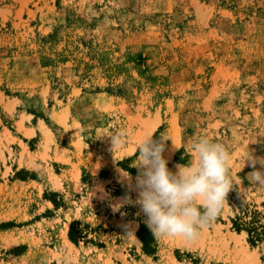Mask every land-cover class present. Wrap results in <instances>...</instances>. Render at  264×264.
Here are the masks:
<instances>
[{
  "label": "rangeland",
  "instance_id": "obj_1",
  "mask_svg": "<svg viewBox=\"0 0 264 264\" xmlns=\"http://www.w3.org/2000/svg\"><path fill=\"white\" fill-rule=\"evenodd\" d=\"M148 130L165 156L178 139L173 171L202 136L231 154L234 189L194 242L113 210L136 199L121 170L134 180ZM249 153L264 157V0H0V264H264Z\"/></svg>",
  "mask_w": 264,
  "mask_h": 264
},
{
  "label": "clouds",
  "instance_id": "obj_2",
  "mask_svg": "<svg viewBox=\"0 0 264 264\" xmlns=\"http://www.w3.org/2000/svg\"><path fill=\"white\" fill-rule=\"evenodd\" d=\"M111 136V151L125 143L126 130ZM166 141L155 135H145L137 145L138 174L133 177L121 170V176L130 191L136 192L133 201L126 195L113 206L119 211L125 204L138 206L145 217L144 223L157 237L181 238L187 242L199 239L201 230L209 227L221 214L234 180L229 163L231 154L220 142L199 137L192 143L194 159L188 164L169 169L164 155ZM254 169L250 182L264 185V157L251 153L245 159ZM259 163L261 169H257ZM129 233H131L129 231ZM128 233V234H129Z\"/></svg>",
  "mask_w": 264,
  "mask_h": 264
},
{
  "label": "trees",
  "instance_id": "obj_3",
  "mask_svg": "<svg viewBox=\"0 0 264 264\" xmlns=\"http://www.w3.org/2000/svg\"><path fill=\"white\" fill-rule=\"evenodd\" d=\"M174 160L175 161H178V158H177V155H175L174 157ZM74 223H72L70 225V228H69V231H68V237L69 239L72 241V242H76V239H75V234H74ZM144 227L141 225L139 231H138V234L140 236V241L142 242V248L144 251L150 253L152 250H149V243L151 240H153V237H152V234L149 233V238L147 237H144V236H141L140 235V232H141V229H143Z\"/></svg>",
  "mask_w": 264,
  "mask_h": 264
},
{
  "label": "bare ground",
  "instance_id": "obj_4",
  "mask_svg": "<svg viewBox=\"0 0 264 264\" xmlns=\"http://www.w3.org/2000/svg\"><path fill=\"white\" fill-rule=\"evenodd\" d=\"M57 117V116H56ZM56 119V118H55ZM172 121V120H171ZM170 124V123H169ZM45 128V127H44ZM171 129V133L173 134L172 135V139H174L176 136H177V127H176V125H175V123H172V127L170 128ZM47 130V129H46ZM49 132V131H48ZM171 133H170V137H171ZM145 135H150V130H148V132L147 133H145ZM177 147V145H175V143L174 144H172V147H171V149L170 150H174L175 148ZM133 148V147H132ZM128 154V153H127ZM52 175V174H51Z\"/></svg>",
  "mask_w": 264,
  "mask_h": 264
},
{
  "label": "crops",
  "instance_id": "obj_5",
  "mask_svg": "<svg viewBox=\"0 0 264 264\" xmlns=\"http://www.w3.org/2000/svg\"><path fill=\"white\" fill-rule=\"evenodd\" d=\"M177 142H178V139H175V140H173V143H172V144L175 143V145H177ZM175 149H176V148H175ZM173 151H174V150H169V152H167V155H166V158H167V159H170L171 154L173 153Z\"/></svg>",
  "mask_w": 264,
  "mask_h": 264
}]
</instances>
